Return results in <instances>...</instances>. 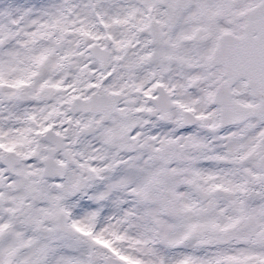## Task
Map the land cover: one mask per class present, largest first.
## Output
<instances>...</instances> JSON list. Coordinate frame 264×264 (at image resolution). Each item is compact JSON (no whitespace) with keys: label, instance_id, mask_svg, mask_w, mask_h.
Wrapping results in <instances>:
<instances>
[{"label":"snow or ice","instance_id":"6c2138e0","mask_svg":"<svg viewBox=\"0 0 264 264\" xmlns=\"http://www.w3.org/2000/svg\"><path fill=\"white\" fill-rule=\"evenodd\" d=\"M0 264H264V0H0Z\"/></svg>","mask_w":264,"mask_h":264}]
</instances>
